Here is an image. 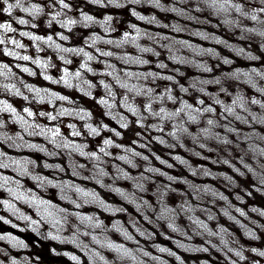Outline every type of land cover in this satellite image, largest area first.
Returning a JSON list of instances; mask_svg holds the SVG:
<instances>
[{
	"label": "rangeland",
	"instance_id": "1",
	"mask_svg": "<svg viewBox=\"0 0 264 264\" xmlns=\"http://www.w3.org/2000/svg\"><path fill=\"white\" fill-rule=\"evenodd\" d=\"M237 2L264 20V0ZM255 28L197 0H0V264H264V182L245 167L264 134ZM208 119L229 143L190 137Z\"/></svg>",
	"mask_w": 264,
	"mask_h": 264
},
{
	"label": "clouds",
	"instance_id": "2",
	"mask_svg": "<svg viewBox=\"0 0 264 264\" xmlns=\"http://www.w3.org/2000/svg\"><path fill=\"white\" fill-rule=\"evenodd\" d=\"M5 2H7V0H5ZM17 2L19 3V0H17ZM94 3H100L101 0H93ZM108 3H112V4H116L119 2V0H107ZM134 2H139V0H134ZM198 3H202L205 4L211 8H213L216 12H222V13H230L233 9H235L236 11H239L241 13V15L246 16V17H250L251 19L256 21V28H255V32L256 34L264 37V20H261L259 18L258 13H255L253 10H248V9H241L239 3L237 2V0H197ZM65 8L68 7V5H64ZM13 8L12 4L8 5V9L9 11ZM25 11H27V9H25ZM33 11H35V9H33ZM109 20H111V17H108ZM141 19H143V17H141ZM84 20L86 21H91L92 17L90 15H85L84 16ZM20 23H25V21L21 20ZM71 23H75V21H71ZM107 30V29H105ZM262 43H264V41H262ZM143 51H150V49H144ZM239 51H243V48H240ZM105 55H110V53H105ZM253 59H256V57L253 55L252 56ZM138 63H143V61H137ZM225 63H229V61L225 60ZM161 67H163V65H161ZM199 67L203 68L205 71H211V69L206 66L205 64H199ZM239 69L236 70L237 73H239ZM252 73H254L256 76H260L262 79H264V72H256V69L253 68L252 69ZM241 75L245 76L248 80L249 83L253 82L254 76L249 74L248 72H243L240 73ZM148 75H152L151 73H149ZM139 78V77H138ZM167 79H172L171 77H167ZM213 81L210 80H201V84H209L212 83ZM216 83H219V81H216ZM127 87V85H125ZM137 92L141 91V89H137ZM145 91V95L149 96L151 99L155 100L156 97L153 95V91L152 89H147L144 90ZM201 91H203V89H201ZM172 97H168V99H171ZM127 103V101L125 102ZM253 103L255 104H260L259 100H255L253 101ZM237 105L240 106H244V102L241 100H237L236 101ZM187 111V117L188 120H198L199 116L196 113V109H193L191 107L190 104H184L181 108H180V117L182 119L183 115L185 114V110ZM133 111H136L135 109H133ZM203 111L205 112H211V109H203ZM229 111H231V109H229ZM139 115V113H138ZM152 115L156 116V117H167L169 120H173L175 121L174 123V128L177 130L178 133H184L186 131L184 124L187 121H184L183 123L180 122L179 119H177V113L175 111H165L164 107H161L159 112L155 111L153 109L152 111ZM249 115L253 116V119L256 120L257 122H262L264 121V117L262 116H257L254 113H249ZM238 119L240 117H237ZM207 125L211 126V127H204L202 129L199 130V134H189L190 137L194 138L196 140L197 143L200 144V147H207V143L206 142H210L212 140H219L222 143H229L230 141L225 139L224 137L218 135L216 132H214L212 129L216 128V127H223L222 125H219L217 121H215L214 119H208L207 120ZM155 127H159V125H155ZM93 132L96 131V129H92ZM119 135V133H118ZM174 137L177 140H180V136L173 134ZM248 143L251 145L250 151L252 153L253 159L256 163L257 168L253 169L251 166L249 165H245V167H248L250 171H252L254 173V176L256 177L257 180L264 182V163L260 162V158L264 157V147H261V144H264V134H261L259 132L253 131L251 134L248 135L247 137ZM257 141H259L260 143H257ZM164 141H161V143H163ZM105 143H110V141H105ZM209 151H214V149L212 148H208ZM133 155H139L138 153H135ZM197 155H200L199 153H197ZM177 159H180V157H176ZM121 160L127 161L129 164H132L133 161L129 158V156L124 155L120 157ZM187 161H182V163H186ZM225 163H227V161H225ZM258 169V170H257ZM152 171H155V169H152ZM204 175L207 176L209 175V172L205 171ZM241 175H243V173H241ZM169 180L173 179L171 176L168 177ZM174 224V221L169 222L168 227L172 228ZM197 224L199 225V227H204V225L199 224V221H197ZM207 231V229H205ZM209 235H214V233H209ZM249 236H252L253 233L251 231L248 232ZM181 248L186 249L189 252H193V251H197L199 249L197 248H193V247H188L185 244H180L179 245ZM112 247H115V245H112ZM118 251H120V249H117ZM160 252H166L168 251V249L164 246H161L159 248ZM228 251H233L232 248H229ZM262 256H264V252L260 253ZM144 256H148L149 254L147 252L143 253ZM172 255H176L175 253H172ZM236 256L239 257L241 260H243L245 257L241 254V251H236ZM177 259L179 260L180 258L177 256ZM202 264H206V262H202Z\"/></svg>",
	"mask_w": 264,
	"mask_h": 264
},
{
	"label": "trees",
	"instance_id": "3",
	"mask_svg": "<svg viewBox=\"0 0 264 264\" xmlns=\"http://www.w3.org/2000/svg\"><path fill=\"white\" fill-rule=\"evenodd\" d=\"M211 31H212V27L210 26V28H209ZM226 31L227 32H223L224 33V39H230L231 38V36H227V35H225V34H229L228 33V28L226 29ZM235 35H233L232 37H234ZM201 68H199L198 66H197V64L195 63V61H194V68L193 69H191V73L194 75H196V78H198L199 76V73H200V70ZM45 249V248H44Z\"/></svg>",
	"mask_w": 264,
	"mask_h": 264
}]
</instances>
